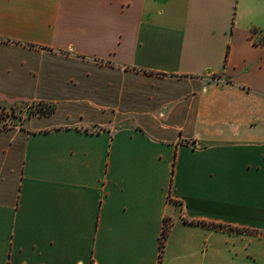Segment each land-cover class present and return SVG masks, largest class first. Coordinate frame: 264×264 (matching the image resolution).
I'll return each mask as SVG.
<instances>
[{
    "label": "crops",
    "instance_id": "1",
    "mask_svg": "<svg viewBox=\"0 0 264 264\" xmlns=\"http://www.w3.org/2000/svg\"><path fill=\"white\" fill-rule=\"evenodd\" d=\"M0 102V264H264V0H0Z\"/></svg>",
    "mask_w": 264,
    "mask_h": 264
},
{
    "label": "rangeland",
    "instance_id": "2",
    "mask_svg": "<svg viewBox=\"0 0 264 264\" xmlns=\"http://www.w3.org/2000/svg\"><path fill=\"white\" fill-rule=\"evenodd\" d=\"M49 107L44 104L23 105L0 102V129L15 127L32 114H41Z\"/></svg>",
    "mask_w": 264,
    "mask_h": 264
},
{
    "label": "trees",
    "instance_id": "3",
    "mask_svg": "<svg viewBox=\"0 0 264 264\" xmlns=\"http://www.w3.org/2000/svg\"><path fill=\"white\" fill-rule=\"evenodd\" d=\"M54 109L55 108L53 106H50L48 110L42 112L41 114H44V115L52 114L54 112ZM32 115H36V114L34 113ZM169 231H170V223L168 221H166L164 230H163L162 235L160 237V251H161V256H162L163 251H164V248H165V244H166V240L168 238ZM159 264H161V261H160Z\"/></svg>",
    "mask_w": 264,
    "mask_h": 264
}]
</instances>
